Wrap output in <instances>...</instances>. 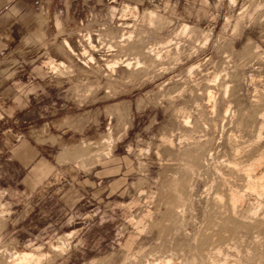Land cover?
Returning <instances> with one entry per match:
<instances>
[{
	"label": "rangeland",
	"instance_id": "obj_1",
	"mask_svg": "<svg viewBox=\"0 0 264 264\" xmlns=\"http://www.w3.org/2000/svg\"><path fill=\"white\" fill-rule=\"evenodd\" d=\"M113 1H41L0 100V264H264V0Z\"/></svg>",
	"mask_w": 264,
	"mask_h": 264
},
{
	"label": "crops",
	"instance_id": "obj_2",
	"mask_svg": "<svg viewBox=\"0 0 264 264\" xmlns=\"http://www.w3.org/2000/svg\"><path fill=\"white\" fill-rule=\"evenodd\" d=\"M42 0H0V100L10 99L15 85L40 58L47 28Z\"/></svg>",
	"mask_w": 264,
	"mask_h": 264
},
{
	"label": "bare ground",
	"instance_id": "obj_3",
	"mask_svg": "<svg viewBox=\"0 0 264 264\" xmlns=\"http://www.w3.org/2000/svg\"><path fill=\"white\" fill-rule=\"evenodd\" d=\"M113 2H115V0L113 1ZM166 5H167V3H165ZM166 7V6H165ZM168 9V8H167ZM123 12H124V16H131V17H134V18H138L139 17V15H140V12H139V8L137 7V6H131V5H128V4H125L124 6H123ZM167 11V10H166ZM154 12V11H153ZM149 13H151V12H149ZM154 15L151 13V17H153ZM125 17V18H126ZM127 17V18H128ZM150 17V18H151ZM187 29V27L185 26V28H184V31ZM90 37V36H89ZM91 39H92V37H91ZM91 41V40H90ZM67 43V42H66ZM93 43V42H92ZM91 43V44H92ZM170 43V42H169ZM67 45H68V48H69V50H70V53L72 52L74 55H79L80 54V52H79V50L78 49H75L71 44H69V43H67ZM166 45H168V44H165L164 46L166 47ZM170 45V44H169ZM163 46V48H165ZM111 48V47H110ZM154 50V49H153ZM109 51V50H108ZM87 54V52H84L82 55H83V57H85V55ZM89 54V53H88ZM81 55V54H80ZM108 55V54H107ZM101 56V55H100ZM111 56V55H110ZM113 56V55H112ZM111 56V57H112ZM86 57H88V56H86ZM95 57V56H94ZM107 57V60L109 59L108 58V56H106ZM102 59V58H101ZM91 61H95V59L94 58H91ZM112 61L113 60H111V61H109V63H108V68H110V70H113V69H116V67H117V65H118V63L120 62H115V63H112ZM116 61V60H115ZM89 62V61H88ZM97 62V61H96ZM114 62V61H113ZM139 62V61H138ZM47 63V66L46 67H48V69L50 70V71H52L53 73H55V72H57V73H59L60 72V70L61 69H63L64 67H65V64L64 63H62V62H59V63H56L54 60H49L48 62H46ZM87 63V62H86ZM127 63V65H125L127 68L128 67H131L132 66V63H130V62H126ZM107 64V63H106ZM140 64V62L138 63V65ZM97 65V64H96ZM98 66V65H97ZM68 67V66H67ZM66 69V68H65ZM64 69V70H65ZM63 71V70H62ZM56 73V74H57ZM209 96H210V98H214V94L213 93H210L209 94ZM212 100V99H211ZM111 152V151H110ZM255 164V163H254ZM249 165L248 166V168H247V170H246V173H247V175H248V177L251 179L252 178V173H253V171H256V170H260L261 169V167H262V163L261 162H259V163H257V164H255V165ZM190 167V166H189ZM263 173V172H262ZM260 174V173H259ZM262 176V175H261ZM255 177V176H254ZM261 178V177H260ZM262 185V184H261ZM258 186V185H257ZM264 187V186H263ZM258 190V189H257ZM217 198V197H216ZM241 198H243V197H241L238 193L237 194H232V196H231V202H232V204H234V203H236V202H238L239 200H241ZM73 232H75L76 233V231H73ZM73 234L74 233H72V236H73ZM69 235V234H68ZM65 239L64 240H66L67 241V239H66V236L64 237ZM68 238V237H67ZM60 239V238H59ZM62 240V239H61ZM70 240V239H69ZM55 242V241H54ZM61 242V241H60ZM65 242V241H64ZM62 243V242H61ZM66 243V242H65ZM53 244V243H52ZM56 244V243H55ZM53 245L52 247H56V245ZM68 244V243H67ZM57 245H59V246H61L60 244H59V242H58V244ZM65 245V244H64ZM51 246V245H50ZM62 247V246H61ZM65 248H66V246H64ZM64 247H62V248H64ZM64 248V249H65ZM37 249H39V247L37 248ZM36 249V250H37ZM50 249H51V247H50ZM53 249V248H52ZM51 249V250H52ZM57 249V248H56ZM55 249V250H56ZM35 250V249H34ZM50 250V251H51ZM54 250V249H53ZM60 250V249H59ZM62 250V249H61ZM66 250V249H65ZM67 250H69V249H67ZM57 251V250H56ZM4 252V251H3ZM54 252V251H53ZM53 252H49V253H53ZM61 253H62V251H60ZM68 252V251H67ZM2 253V252H1ZM34 253V252H33ZM33 253H31V251L30 252H26V251H21V252H18V257L16 258L17 260H15V259H12L13 261H19L20 262V264H31L32 262V264H34V261L35 260H37L38 262L41 260V259H43V258H41V259H37V258H35V255L33 254ZM64 253H66V252H64ZM13 254H15V253H13ZM54 254H56V253H54ZM58 254V253H57ZM38 255V254H37ZM39 255H41V254H39ZM39 255H38V257H39ZM44 255H45V258H46V255H48V254H45L44 253ZM11 256V255H10ZM14 257V256H13ZM41 257V256H40ZM42 257H44L43 256V253H42ZM49 257V256H48ZM170 260V259H169ZM36 261V262H37ZM171 261V260H170ZM11 262V261H10ZM42 262H44V261H42ZM15 263V262H14ZM41 263V262H40ZM163 263V262H162ZM166 263V262H165ZM169 263V262H168ZM171 263H172V261H171ZM11 264H13L12 262H11Z\"/></svg>",
	"mask_w": 264,
	"mask_h": 264
}]
</instances>
